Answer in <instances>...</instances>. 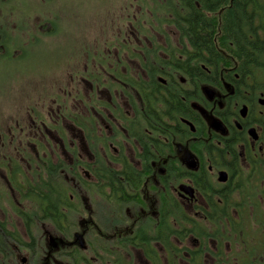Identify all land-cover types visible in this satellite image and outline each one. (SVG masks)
Instances as JSON below:
<instances>
[{
  "label": "flooded vegetation",
  "instance_id": "flooded-vegetation-1",
  "mask_svg": "<svg viewBox=\"0 0 264 264\" xmlns=\"http://www.w3.org/2000/svg\"><path fill=\"white\" fill-rule=\"evenodd\" d=\"M33 1L32 16L0 29V73L26 75L9 88L28 86L0 125V264H128L117 258L126 250L141 264H202L203 243L175 233L176 207L189 230L212 213L209 200L222 206L234 167L264 163V87L253 68L240 72L218 49L193 51L187 8L174 0H119L105 33H77L63 52L48 43L63 37L51 22L59 17L45 15L51 0ZM149 6L168 13L156 27ZM40 40L43 59H27ZM49 190L56 210L41 209ZM210 244L219 264L220 241Z\"/></svg>",
  "mask_w": 264,
  "mask_h": 264
},
{
  "label": "trees",
  "instance_id": "trees-1",
  "mask_svg": "<svg viewBox=\"0 0 264 264\" xmlns=\"http://www.w3.org/2000/svg\"><path fill=\"white\" fill-rule=\"evenodd\" d=\"M162 1L166 7L170 2ZM173 2L176 9L177 3L187 8V37L193 51L199 53L204 50L212 57H219L217 49L222 51L228 60L238 62L240 72H247L252 67L255 82L259 87L260 84L264 87V0ZM32 3L33 0H0V29H10L12 21L32 16L30 11H26L27 5ZM35 12L33 9L32 13ZM224 56H220V61L227 60ZM252 168L242 172L238 171L237 166L234 167L238 172L236 183L218 193L224 197L222 206L218 207L209 200V205L213 206L212 213L203 219L205 222H192L187 230V217L176 207L174 219L177 237L187 236L189 231L192 237L203 243V250L209 255H212L208 245L210 239L220 241L222 264H264V163H254ZM54 189L57 190L56 185ZM57 203L50 191L43 198L41 209L56 210ZM63 208H72L66 197H63ZM67 218L64 214L63 219ZM227 244L233 247L228 253Z\"/></svg>",
  "mask_w": 264,
  "mask_h": 264
},
{
  "label": "rangeland",
  "instance_id": "rangeland-1",
  "mask_svg": "<svg viewBox=\"0 0 264 264\" xmlns=\"http://www.w3.org/2000/svg\"><path fill=\"white\" fill-rule=\"evenodd\" d=\"M62 0L57 1L55 4L51 3L48 4V7L51 9H46L45 15H48L49 20H51V17H59V19L54 23L56 26L54 34H61L63 37L59 40L52 39L49 44L52 43L55 48H57L58 52H63L67 50L69 47V44L72 40V38L76 36L77 33H79V37L81 38L82 35H85L88 39H92V37L100 36L103 33L106 32V23H104L107 19L113 18V14L116 17L119 10H115L123 6L124 3H122L119 0H64V2H61ZM150 2H153L152 0H149ZM159 3L164 4L162 0H157ZM141 4H145L146 0H139ZM57 4L58 8L55 6ZM108 7V8H107ZM155 6H149L148 12L150 10L151 13L154 14V19L150 18L149 16H146L145 19L147 20V26L150 28L156 27L159 23V19L162 17H167V11L163 14V8L160 6L157 10L162 11L158 12L155 8ZM115 8V9H113ZM61 10H63L66 15L65 17L62 16ZM166 10V7L165 9ZM109 12H111V15H109ZM132 10H127V14L131 13ZM75 15V16H73ZM147 15V14H146ZM56 19V18H55ZM114 27L117 25L116 19L115 22H113ZM113 32H115L113 30ZM84 33V34H83ZM60 36V35H59ZM59 38V37H57ZM44 44L42 43V40L38 41L36 46H32V48L26 53L27 59H30L33 57H40V59H43V56L40 55L41 51L44 50ZM18 77V81H21L26 76L25 74L17 73V75L9 74L6 75L3 73H0V125H9L11 116L13 115V109L18 104L23 102V99L27 96V85H18L13 86L12 88H9L10 83L13 82L14 78ZM31 104H27V107ZM25 107L21 108L20 111H23ZM12 124V122H11ZM16 162V160H13ZM88 198V197H87ZM83 201V200H82ZM87 200L85 199V202ZM84 202V201H83ZM84 206H86V209L89 208L87 205L88 202H86ZM90 204V202H89ZM85 209V208H83ZM85 209V210H86ZM102 211V209H101ZM103 212V211H102ZM86 215V214H85ZM100 216V215H99ZM98 216V217H99ZM74 218L71 217L70 220H73ZM87 218L83 217V220H86ZM98 222L103 225L102 221ZM40 236L43 237V230H40ZM193 238V237H192ZM185 245H187L189 248H192L193 243L192 241H188ZM209 248L212 250V246L209 243ZM230 244H227L226 251L229 252ZM176 248H179L176 245ZM233 248V247H232ZM224 251V250H223ZM177 253L181 254L179 251H176ZM117 258H121L125 254L124 257L127 260L128 264H141L139 260H137L136 253L130 250H126L124 252H120ZM222 260L220 259L219 263L222 264ZM235 263V262H234ZM173 264H179L176 260ZM202 264H218L215 259L211 258L210 255L207 253V256L205 257V260L202 262Z\"/></svg>",
  "mask_w": 264,
  "mask_h": 264
},
{
  "label": "water",
  "instance_id": "water-1",
  "mask_svg": "<svg viewBox=\"0 0 264 264\" xmlns=\"http://www.w3.org/2000/svg\"><path fill=\"white\" fill-rule=\"evenodd\" d=\"M226 174L225 173H219L218 180L220 182H225L226 181ZM183 190V189H182Z\"/></svg>",
  "mask_w": 264,
  "mask_h": 264
}]
</instances>
